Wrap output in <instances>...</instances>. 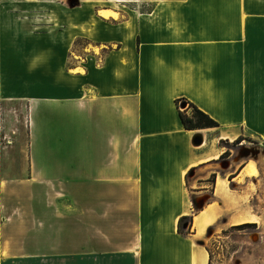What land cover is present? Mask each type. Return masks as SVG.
I'll return each instance as SVG.
<instances>
[{"label":"crops","instance_id":"obj_1","mask_svg":"<svg viewBox=\"0 0 264 264\" xmlns=\"http://www.w3.org/2000/svg\"><path fill=\"white\" fill-rule=\"evenodd\" d=\"M145 1L152 5L145 12L121 10L125 21L99 13L119 11L93 9L99 21L92 33L87 5L77 37L97 41L103 53H83L66 69L55 53L67 45L59 34L73 39L72 10L63 28L50 10L35 11L32 24L24 1L0 0V264L78 255L88 264H211L204 237L227 213L228 197L244 189L242 177L259 181L248 173L249 160L236 175L237 168L218 170L214 160L225 151L221 140L250 134L264 147V0ZM42 34L49 43L33 50L49 57L28 75V175L22 168L11 176L2 103L22 96L11 95V66H21L11 52L19 56L26 36ZM179 97L220 126L186 128ZM198 133L201 145L193 143ZM193 193L206 200L195 214ZM59 195H80L70 210L80 206L81 251L31 249L27 243L57 241L48 229L56 225ZM184 215H194L188 234L178 231Z\"/></svg>","mask_w":264,"mask_h":264},{"label":"rangeland","instance_id":"obj_2","mask_svg":"<svg viewBox=\"0 0 264 264\" xmlns=\"http://www.w3.org/2000/svg\"><path fill=\"white\" fill-rule=\"evenodd\" d=\"M22 4H25V10L29 16L31 23H34V12H52V19L56 21L57 27L63 28L66 25L63 20L66 18L65 10L71 9L74 17L73 22L68 23L69 27L74 29V36L71 39L68 35V41H65L64 34H59L57 36L59 43L67 42L65 45L66 49L58 50L57 59L63 61L64 68L75 67V63L81 60L83 53L99 54L103 53L100 47L97 45V41L93 39H86L82 35L77 37L78 31L81 32L82 19L86 18L85 12H83L87 5L92 10V14L89 16L91 18L90 32H96L98 26V19L95 17L98 9H112L119 11L118 18L125 21L126 15L121 14V10L138 9L139 11L145 12L150 9L152 5L147 3L145 0H19ZM136 2V3H130ZM53 7V8H52ZM94 13V14H93ZM103 15L102 10L99 12ZM45 19V17H43ZM140 19V18H139ZM111 24L117 23L115 20H108ZM128 25L132 23H127ZM87 26V25H86ZM71 30V29H70ZM87 31V29H86ZM95 36V35H90ZM67 37V36H66ZM35 35L26 36L27 49L20 52L17 56L16 52H11L12 60L14 63H19L21 66L13 65L10 70V89L11 95L18 93L22 95L21 97H11L3 101L2 103V126H3V145L6 146L5 155L8 156L9 160V171L10 175H23L17 173V170L21 171L25 168L24 175H28L29 170V159L30 156V141H31V128H30V109H31V99L33 80L29 78V74H33L34 62H39L41 59L48 58V51H34V43H49L50 36L42 34L41 40H36ZM61 38V39H59ZM71 39V40H70ZM68 48V49H67ZM93 60L96 57L92 56ZM80 64V63H78ZM25 75L26 82L19 83L17 79H21L22 75ZM25 86L23 90L22 86ZM25 95V97L23 96ZM245 138L244 146L248 148L236 147L232 145V141L228 140L230 143L224 142L219 143V146L224 150H229V147H233L230 151L231 158L237 159V163L233 165L234 168H238L242 164L250 161L248 166V173L251 167H254L255 173L259 175L256 178L242 177L240 180V186L244 188L242 192L238 193L234 191L232 196L228 197V209L227 213L221 217V220L215 223L209 229L208 234L204 237L203 243L206 245L207 249L211 254V264H264V170L258 168V166H264V147L260 146L259 139L253 135L247 134L243 136ZM227 160V159H226ZM260 160V162H259ZM225 161V160H224ZM258 161V162H256ZM6 166V163H5ZM257 166V167H256ZM232 167V168H233ZM228 168V165L222 164V161L218 165V170ZM230 171V170H229ZM212 174L205 181H210ZM232 176H230L231 178ZM209 188L213 184L211 181L207 183ZM229 187H236L231 184L228 180L225 183ZM241 188V189H242ZM198 195L195 193L191 194L192 200L194 201L195 209L194 214L198 213L199 209L205 204L204 199L197 198ZM75 206L80 205V195L74 196H58L57 206H58V217L56 225L52 226V234L54 232L57 234L56 242H45L42 243V247L38 244L27 243L31 249H41L42 251L51 250L53 252L64 253L69 251H78L82 249L81 243V225H80V206L77 210L72 212L70 210V205ZM219 202L217 203V205ZM69 210V211H68ZM247 218H252L257 221L255 227L241 228L243 227L241 222ZM259 227V228H258ZM261 232V238H255ZM256 234V235H255ZM54 238V237H53ZM254 238V239H253ZM258 239V240H257ZM33 247V248H32ZM88 264L85 263L80 255L78 256H58L52 258H41L40 260H25L23 264ZM90 264H93L92 262ZM96 264V263H94Z\"/></svg>","mask_w":264,"mask_h":264},{"label":"trees","instance_id":"obj_3","mask_svg":"<svg viewBox=\"0 0 264 264\" xmlns=\"http://www.w3.org/2000/svg\"><path fill=\"white\" fill-rule=\"evenodd\" d=\"M177 106L179 108L180 116L184 126L188 129L198 128H211L220 126V123L213 118L210 114L202 110L194 102L190 101L186 97H179L176 99ZM185 105V108L182 107ZM245 139L243 136H239L235 142H239ZM224 142V140H221ZM210 181L215 184L216 177L213 175ZM194 215L181 216L178 223V231L182 234H188L192 232Z\"/></svg>","mask_w":264,"mask_h":264},{"label":"flooded vegetation","instance_id":"obj_4","mask_svg":"<svg viewBox=\"0 0 264 264\" xmlns=\"http://www.w3.org/2000/svg\"><path fill=\"white\" fill-rule=\"evenodd\" d=\"M236 141V139L235 140H233L231 143H232V145H235L236 147H240V146H242V148H246V147H243L244 146V141H245V139H242L241 141H239V142H235ZM225 142L227 143V144H229L230 142L228 141V140H225ZM232 149H233V147H229V150H225L217 159H215L214 160V162L215 163H217V165H219L220 164V162L222 161V164H225V165H228V168H230V167H232L234 164L233 163H235V162H237L236 160L237 159H232L231 158V154H230V151H232ZM246 150H248V148H246ZM227 159V160H226ZM225 160V161H224ZM247 163V162H246ZM246 163H244V164H242L241 166H239L237 169H236V171H234L233 173H232V175H236L237 173H239V172H241V170L245 167V165H246ZM233 164V165H232ZM228 168H224V169H221V170H225V169H228ZM213 175H215V177H216V181H217V176H218V173L217 172H213L212 173V176ZM211 176V177H212ZM234 177H231V179H233ZM216 183V182H215ZM214 184V183H213ZM256 222L257 221H252V222H245V221H243V222H241V224L240 225H242L243 227H241V228H244V229H246V228H249V227H255V224H256ZM256 228V227H255ZM259 228V227H258ZM256 235V234H255ZM258 239L259 238H261L262 236H261V232H258ZM254 239V238H253ZM257 239V240H258Z\"/></svg>","mask_w":264,"mask_h":264},{"label":"water","instance_id":"obj_5","mask_svg":"<svg viewBox=\"0 0 264 264\" xmlns=\"http://www.w3.org/2000/svg\"><path fill=\"white\" fill-rule=\"evenodd\" d=\"M185 107V105H184ZM204 142V138L203 135L198 133L197 135H195L194 139H193V143L195 145H201Z\"/></svg>","mask_w":264,"mask_h":264},{"label":"bare ground","instance_id":"obj_6","mask_svg":"<svg viewBox=\"0 0 264 264\" xmlns=\"http://www.w3.org/2000/svg\"><path fill=\"white\" fill-rule=\"evenodd\" d=\"M106 16H118V13L114 12V11H104L103 12ZM249 172H251V174L255 173L254 167H251V169L249 170ZM255 238H258V236H254Z\"/></svg>","mask_w":264,"mask_h":264}]
</instances>
